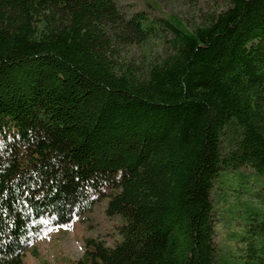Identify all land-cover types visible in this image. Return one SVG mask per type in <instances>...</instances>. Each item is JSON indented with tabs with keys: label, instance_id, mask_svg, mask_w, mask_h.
<instances>
[{
	"label": "trees",
	"instance_id": "1",
	"mask_svg": "<svg viewBox=\"0 0 264 264\" xmlns=\"http://www.w3.org/2000/svg\"><path fill=\"white\" fill-rule=\"evenodd\" d=\"M146 1L0 0V264L105 197L121 239L75 264H264V0L193 18Z\"/></svg>",
	"mask_w": 264,
	"mask_h": 264
},
{
	"label": "rangeland",
	"instance_id": "2",
	"mask_svg": "<svg viewBox=\"0 0 264 264\" xmlns=\"http://www.w3.org/2000/svg\"><path fill=\"white\" fill-rule=\"evenodd\" d=\"M163 4V8L167 6L170 11L183 12V16L187 15L193 18V15H199V9H220L228 4L227 0H160ZM122 3L126 7L133 8H147L150 7L146 0H122ZM165 5V7H164ZM151 10V9H150ZM172 10V11H173ZM195 17V16H194ZM244 172L249 173L248 168H244ZM236 176L237 185L243 183V179ZM235 175L224 174L219 176V180H227L228 183H232ZM254 176H250L252 180ZM220 180V181H221ZM218 181L217 185L223 186V183ZM254 196L255 200L262 201L264 197V180L261 179L255 182ZM231 189H217L214 192V200L219 207V213L216 217V240L222 247L236 248L237 241L234 239V234H239L243 228V220L240 216L236 218H230V213L224 212V209L234 203L236 200L237 191L231 195ZM247 198V194L243 195ZM109 198L105 197L98 201L93 209L86 212L82 220L81 217H75L71 221L52 226L48 219H46V226L43 229L41 235L35 240L34 245L36 247V253L31 251L27 252L24 261L25 264H75V261L81 258L86 249V240L89 237L101 238L107 244L114 245L121 239L118 226L124 222V220L116 216H108L106 213V205ZM49 223V224H48Z\"/></svg>",
	"mask_w": 264,
	"mask_h": 264
}]
</instances>
